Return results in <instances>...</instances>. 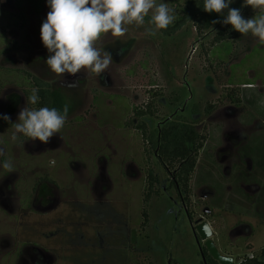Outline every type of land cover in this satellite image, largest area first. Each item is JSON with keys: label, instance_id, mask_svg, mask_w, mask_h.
Here are the masks:
<instances>
[{"label": "rangeland", "instance_id": "obj_1", "mask_svg": "<svg viewBox=\"0 0 264 264\" xmlns=\"http://www.w3.org/2000/svg\"><path fill=\"white\" fill-rule=\"evenodd\" d=\"M161 2L174 9L175 17L185 4L157 0ZM243 5L244 0H233L229 8L240 9L245 19L257 13ZM49 11L47 0H21L18 5L16 0H0L1 79L17 77L4 70L16 68L31 91L37 89L38 76L62 95L63 107H69L64 128L48 144L22 133L13 141V124L1 122L0 148L13 170L0 167V183L8 175L11 192L8 208L0 203V264H21V257L22 264H33L31 250L45 261L47 255L46 264H205L187 208L193 218L203 215L209 220L216 246L233 255L235 264L260 253L264 194L257 192L264 180V118L258 110L250 113L248 90L240 94L235 85L258 84L254 97H260L264 108V44L247 43L245 48L231 37L215 45L218 30L231 26L223 23L228 10L217 13L215 21L220 23L204 33L189 20L171 35L162 30L152 34L154 25L146 17L143 26H128L123 37L109 33L97 43L102 55L112 57L104 73L82 70L77 77L57 76L46 64L49 53L41 39ZM235 33L233 29L230 36ZM218 58L225 59L224 64ZM17 80L20 77L7 86L22 98L11 116L14 123L26 106ZM232 93L239 98L238 107L229 104ZM209 102L216 107L207 115ZM195 105L199 112L192 113ZM148 106L152 113L136 114V109ZM27 107L40 108L31 103ZM179 112L189 121L197 120L206 134L187 208L171 182L172 173L137 126L143 119L148 131L156 130ZM249 114L256 116L251 125L245 120ZM25 161L32 164L26 168ZM150 168L157 181L148 202ZM43 175L48 180L40 184ZM237 181H248L244 200L233 192L240 189ZM31 196L33 207L46 212L25 209L32 207ZM207 207L211 211L206 212ZM25 241L43 251L26 248L31 242Z\"/></svg>", "mask_w": 264, "mask_h": 264}, {"label": "clouds", "instance_id": "obj_2", "mask_svg": "<svg viewBox=\"0 0 264 264\" xmlns=\"http://www.w3.org/2000/svg\"><path fill=\"white\" fill-rule=\"evenodd\" d=\"M50 11L41 26V39L47 48L49 56L46 64L57 76L77 77L82 70L100 75L108 69L112 62L111 54H101L97 43L109 33L113 37H123L128 32V26L137 27L145 24L146 17L154 29L152 34L161 29H167L175 20L174 9L166 3L157 0H47ZM233 0H204V10L208 13H218L227 16L225 25L241 33L257 37L264 44V0H244L243 6H251L260 10L261 14L245 19L240 9L229 8ZM213 23H220L219 20ZM40 100L38 89L33 88L26 97V106L18 113V122L11 139H17L16 133H22L31 138L48 144L51 139L62 131L69 112L68 105L63 112L57 108L40 107L29 109L28 103L36 105ZM0 119L12 123L8 114H0ZM4 149L0 148V156ZM3 168L11 172V160L3 163Z\"/></svg>", "mask_w": 264, "mask_h": 264}, {"label": "trees", "instance_id": "obj_3", "mask_svg": "<svg viewBox=\"0 0 264 264\" xmlns=\"http://www.w3.org/2000/svg\"><path fill=\"white\" fill-rule=\"evenodd\" d=\"M20 2V0H18ZM204 0H185L182 7V12L178 14L169 27L161 29L166 35H171L179 30L189 20H193L198 33L204 31L213 24L217 19V13H208L204 10ZM233 30L232 26L223 27L214 36L213 40L217 43L220 40L226 39ZM35 85L38 89L40 97L37 103L40 107L57 108L63 110V97L55 89L52 88L50 83L38 76L34 77ZM232 102L237 103L239 98L233 93L231 94ZM216 107V104L209 102L205 105L204 113L209 115ZM192 113L199 112V108L195 105L192 108ZM152 113V109L148 106L147 109H136V114L144 116L145 114ZM176 118L166 119L158 126L156 130H149L145 120H139L137 126L142 130L144 137L152 143L156 154L160 161L164 164L166 169L171 170L173 185L176 183L182 189L185 201L189 199L191 191L190 180L196 168L200 150L203 148L206 134L201 132L196 126L197 120L189 121L183 112L176 113ZM157 181V176L153 169L148 171V188L145 200L148 201L153 185ZM149 202V201H148ZM144 216L146 220L143 222L146 225L148 218L147 211L145 210ZM208 264H221L217 259L211 255L207 257ZM237 264H264V248L260 253L253 256H245Z\"/></svg>", "mask_w": 264, "mask_h": 264}, {"label": "flooded vegetation", "instance_id": "obj_4", "mask_svg": "<svg viewBox=\"0 0 264 264\" xmlns=\"http://www.w3.org/2000/svg\"><path fill=\"white\" fill-rule=\"evenodd\" d=\"M18 0H16V3H17V5H18ZM20 3H21V0H20ZM1 69H2V66H1V68H0V71H1ZM4 70H7V71H11V72H13L14 71V73H17V77H15V78H19L20 77V80H17L16 82L18 83V85H19V87H21V90L23 91V94L25 95V97H28V96H30L31 95V93H32V90L30 91L29 90V86H27V81L25 82L26 84H24V82L21 80V76L18 74V70L16 69V68H9V69H4ZM27 74H28V72H27ZM15 78H11V79H1V75H0V114H8V115H10V116H13V115H15L16 114V109L18 108V106H19V100H21L20 99V93H15V92H13V88L11 89V88H8L7 86H9V87H11L10 85H12V82H13V80L15 79ZM17 86V85H16ZM1 122H4L5 124H10V123H7V122H5V121H3L2 119H0V125H1ZM12 124H14V122H12ZM1 127V126H0ZM3 136H5V135H3ZM2 135H1V140H3V141H6L7 140V138L6 137H3ZM2 144H0V146H1ZM11 145V144H10ZM9 150H10V148H9ZM0 167H1V165H0ZM168 170V169H167ZM169 172L171 171V170H168ZM172 172V171H171ZM6 179H5V181H4V183H3V181H2V183H0V203H3L4 204V206H9L10 205V200H8V199H10V197H11V195H10V189H9V187H8V175H7V177H5ZM173 177L171 176V179H172ZM175 187H176V189H177V191H178V194H179V196L181 197V199H182V201H183V204H184V206H186V208H187V205H188V201H185V198H184V194H183V191H182V189H180L179 188V185L176 183L175 185H174ZM191 194H192V188H191V191H190V193H189V199L188 200H190V196H191ZM204 197L206 196L205 194H202ZM204 210L206 211V212H209V211H211V208H209V207H207V208H204ZM187 211H188V215H189V218H190V220H191V223H192V227H193V230H194V226H195V222H196V220H197V218H199V217H204L203 215H200L199 217H197V218H193V216H192V214L189 212V210H188V208H187ZM204 219V218H203ZM209 221V220H208ZM195 232V231H194ZM214 233V232H213ZM195 235H196V238H197V240H198V242H199V244H200V249H201V252H202V255H203V260H204V262H205V264H208V262H207V257H208V255H211L210 254V252H209V250H208V248H207V246L205 245V241L203 240V239H201V237L199 236V235H197L196 233H195ZM215 242V241H214ZM24 243H26V242H24ZM26 248H29V247H36V249H38V250H40V251H43L39 246H37L36 244H33V243H28V244H26V246H25ZM219 249V248H218ZM26 251V250H25ZM32 251V250H31ZM31 251H29V253H28V256H30V259H31V261L33 262V264H37L35 261H38V262H40L39 264H46V261H49V258H48V256L47 255H45L47 258H46V261H45V259H43L42 257L43 256H40L39 254V256L36 254V253H32ZM221 252V251H220ZM222 253V252H221ZM226 254H229V253H226ZM231 255V254H230ZM23 256V255H22ZM212 256V255H211ZM213 257V256H212ZM45 258V257H44ZM214 258V257H213ZM216 259V258H215ZM22 261H24L25 262V260H24V258H20V262H21V264H22ZM219 261V260H218ZM26 264V263H25Z\"/></svg>", "mask_w": 264, "mask_h": 264}, {"label": "crops", "instance_id": "obj_5", "mask_svg": "<svg viewBox=\"0 0 264 264\" xmlns=\"http://www.w3.org/2000/svg\"><path fill=\"white\" fill-rule=\"evenodd\" d=\"M259 12H260V10H257V13H255V14H253L252 16H250V17H248V18H253L254 16H256V15H260L259 14ZM247 18V19H248ZM231 37H233L234 38V40H236V42L238 41V42H241L240 44H241V46H247V43L249 44L248 46H251V44H253V43H258V45L259 44H261L260 42H259V39L257 38V37H254V36H252V34L251 33H249L248 35H242L241 33H235L233 36H228V37H226V39L227 38H231ZM226 39H224V40H226ZM222 42V40H220V41H218L217 43H215V45H218V44H220ZM237 46H238V44H236V49H237ZM246 48V47H245ZM219 59V61H222L223 63L222 64H224V62H225V59H221V58H218ZM230 59V58H229ZM249 84H251V85H249ZM231 87H234L232 84H229ZM257 85L258 84H253V82H250V81H244V82H241L239 85H235V86H239L240 87V94H241V92H242V90L244 89V91L245 90H248V92H247V95H248V101H249V107H247V108H249L248 110H251L250 111V113H254V115H256V113L259 111L260 113H261V116H260V118H264V108H261L262 107V104L261 103H263L261 100H260V97L259 96H257L256 98L254 97V89H257L256 87H257ZM241 96V95H240ZM231 101H232V99H231ZM242 103V102H241ZM230 104V106H232V108H234V107H238L236 104H239V101L237 102V103H234V102H231V103H229ZM251 104V105H250ZM231 109V108H230ZM255 109V110H254ZM252 110H254V111H252ZM256 110H258V111H256ZM229 111H233V110H229ZM246 118H245V120L246 119H250V121H248L247 123H250V125L251 124H253L254 123V117H256V116H253V115H251V114H249V115H247V116H245ZM258 119H259V117H257ZM239 156V155H238ZM247 158H251L249 155H247ZM5 159H6V157H5V154L3 155V156H0V165H1V167H3V163L5 162ZM248 160V159H247ZM249 163H251V161L249 162ZM23 164H25V167H26V165H31L32 163H30V162H27V161H25V163H23ZM27 168V167H26ZM32 168V166L30 167V169ZM37 169V168H36ZM17 171V170H16ZM48 180L47 178H44V175H43V178L42 179H38V181H40V184H44V182H46V181ZM250 181V180H249ZM36 182H37V180H36ZM248 182V181H247ZM247 182H244V181H237L236 182V185H238L239 187H240V189L237 187V189L235 190V191H233L234 192V194L237 196V198L238 199H245L246 197H247V195L245 194V193H247V187H248V183ZM263 183H261L262 184V187L261 188H259L258 190V192L257 193H261V194H264V180L262 181ZM47 183V182H46ZM39 186V185H38ZM260 187V186H259ZM242 189V190H241ZM245 192V193H244ZM42 193H43V198H41V199H44L45 198V196H44V191H42ZM231 193V192H230ZM37 195H38V193H37ZM230 196H231V194H230ZM230 196H228V198L230 197ZM264 196V195H263ZM34 197L33 196H31L30 197V200H31V204H30V206H32V207H27V208H25V209H28V210H30V212H36V213H39V212H41V213H44V212H46L43 208H34L33 207V199ZM47 198H48V196H47ZM21 199H23L22 197H20V200ZM21 202V201H20ZM44 203V202H43ZM1 204H3V203H1ZM42 205V204H41ZM23 206V205H22ZM44 206V205H43ZM5 208H8V206H4ZM30 208H32V209H30ZM28 210H27V212H28ZM211 224V223H210ZM212 226V225H211ZM212 228H213V226H212ZM17 232V231H16ZM25 242H31V241H25ZM31 243H33V242H31ZM34 244V243H33ZM37 245V244H36ZM37 246H39V245H37ZM0 258H2L3 259V257H0Z\"/></svg>", "mask_w": 264, "mask_h": 264}, {"label": "water", "instance_id": "obj_6", "mask_svg": "<svg viewBox=\"0 0 264 264\" xmlns=\"http://www.w3.org/2000/svg\"><path fill=\"white\" fill-rule=\"evenodd\" d=\"M194 231L205 241V245L207 246L210 254L219 260L221 264H235V258L233 255L221 253L216 246L212 238L213 228L208 220L203 219V217L197 218Z\"/></svg>", "mask_w": 264, "mask_h": 264}, {"label": "built area", "instance_id": "obj_7", "mask_svg": "<svg viewBox=\"0 0 264 264\" xmlns=\"http://www.w3.org/2000/svg\"><path fill=\"white\" fill-rule=\"evenodd\" d=\"M254 254H250L249 256H253Z\"/></svg>", "mask_w": 264, "mask_h": 264}]
</instances>
